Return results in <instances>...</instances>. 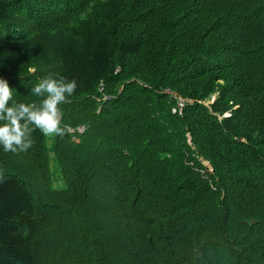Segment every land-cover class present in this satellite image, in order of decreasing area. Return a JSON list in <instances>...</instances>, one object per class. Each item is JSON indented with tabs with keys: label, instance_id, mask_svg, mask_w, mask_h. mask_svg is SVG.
Wrapping results in <instances>:
<instances>
[{
	"label": "trees",
	"instance_id": "trees-1",
	"mask_svg": "<svg viewBox=\"0 0 264 264\" xmlns=\"http://www.w3.org/2000/svg\"><path fill=\"white\" fill-rule=\"evenodd\" d=\"M48 75L77 88L0 147V264H264V0H0L8 106Z\"/></svg>",
	"mask_w": 264,
	"mask_h": 264
},
{
	"label": "clouds",
	"instance_id": "clouds-1",
	"mask_svg": "<svg viewBox=\"0 0 264 264\" xmlns=\"http://www.w3.org/2000/svg\"><path fill=\"white\" fill-rule=\"evenodd\" d=\"M76 88L75 80L63 81L48 75L31 89L36 96L44 95L38 107L14 101L8 106L16 91L0 77V121H3L0 123V147L4 151H26L31 147L29 136L33 129L30 125L44 135L59 133V106L73 95Z\"/></svg>",
	"mask_w": 264,
	"mask_h": 264
},
{
	"label": "rangeland",
	"instance_id": "rangeland-1",
	"mask_svg": "<svg viewBox=\"0 0 264 264\" xmlns=\"http://www.w3.org/2000/svg\"><path fill=\"white\" fill-rule=\"evenodd\" d=\"M76 130H77L78 133H83L85 131V127H79ZM69 131H70V133H74V130H69Z\"/></svg>",
	"mask_w": 264,
	"mask_h": 264
},
{
	"label": "built area",
	"instance_id": "built-area-1",
	"mask_svg": "<svg viewBox=\"0 0 264 264\" xmlns=\"http://www.w3.org/2000/svg\"><path fill=\"white\" fill-rule=\"evenodd\" d=\"M82 131V130H81Z\"/></svg>",
	"mask_w": 264,
	"mask_h": 264
}]
</instances>
